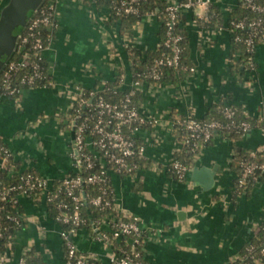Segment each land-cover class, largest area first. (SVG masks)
Instances as JSON below:
<instances>
[{
	"label": "crops",
	"instance_id": "obj_1",
	"mask_svg": "<svg viewBox=\"0 0 264 264\" xmlns=\"http://www.w3.org/2000/svg\"><path fill=\"white\" fill-rule=\"evenodd\" d=\"M214 2L226 17V11L238 5V0ZM105 11L95 0H58V25L44 51L51 85L25 87L18 96L0 99V137L23 168H36L50 181L73 169L72 130L57 117L66 121L79 88L125 75L120 87L125 90L131 80L128 47L155 48L160 41L157 19L144 18L130 34H123L120 22L106 19ZM182 28L195 71L142 92L141 111L159 123L137 135L146 145V167L133 176L112 173L115 205L139 217L147 264H231L264 221V178L247 194L236 196L232 163L239 148L264 150V42L256 48L255 68L234 72L227 29H207L192 13ZM220 102L242 107L253 128L237 138L216 135L195 155L185 179H177L165 168L179 150L172 116L202 118ZM195 167L212 174L209 188L189 177ZM18 199L26 222L13 235L14 250L6 253L9 264H19L31 249L44 264H65L62 225L47 212L44 201L37 204L27 195ZM101 230L112 231L107 225ZM96 232L86 226L71 238L94 264H112L113 248Z\"/></svg>",
	"mask_w": 264,
	"mask_h": 264
},
{
	"label": "built area",
	"instance_id": "obj_2",
	"mask_svg": "<svg viewBox=\"0 0 264 264\" xmlns=\"http://www.w3.org/2000/svg\"><path fill=\"white\" fill-rule=\"evenodd\" d=\"M57 1L58 0H51L47 9L42 10L38 17H36L35 14L28 23L26 28H29L31 31L32 37H35L34 30L40 25L52 23H55V26L58 25L56 13ZM145 1L147 0L114 1L111 7L105 6L106 11L103 13L104 17L108 20H112L111 17L114 15L116 18L112 21L121 22V17L124 14L140 13L141 5ZM242 1L253 11L264 13V0ZM164 2L165 4L163 7H157L149 11L143 16L142 20L152 17L157 19L160 24L163 23L166 26L165 45L170 48L169 54L156 58L153 64L143 73L144 78L135 79L131 73V80L128 82V85H126V93L124 99L121 101H109L105 99L104 96L99 95V89H93L87 92L83 88H79L76 94L77 97L74 98L71 105L70 110L72 113H70L66 119V121L71 122L72 130L70 158L73 162V169L70 172L76 173V175L73 176L68 172L60 178L62 184L55 188L53 187V182L55 180L50 181V179L42 175L34 176L28 174L22 179L23 184L20 185L21 191L19 196L27 195L30 197V192L40 189L42 200L45 203L57 200V208L63 210L55 220L61 225L66 224L70 226L69 230L64 228L61 230V235L63 239L66 240L67 258L65 264H94L91 257L81 252L71 238L80 229L81 224L85 222L82 218L80 208L87 199L94 205L109 207L112 211L108 219L92 223L97 231L98 237L110 245V236L108 232L101 230L102 226L107 225L112 229L111 232L117 239L121 240L126 238V241L131 245L130 249L121 250L122 255H118V253L113 250L112 264H147L144 260L140 259L141 252L137 250V246L142 243V230L140 228L139 217L136 215L130 216L118 211L115 205V196L110 198V194L115 193L114 188L110 192L107 190L106 185L112 184V173L133 176L140 171L138 164L133 161V158L138 155L145 157L146 145L144 142L139 141L137 136L138 132L144 130L148 131L150 125H157L159 122L155 118L146 116L141 111L140 105L134 104L133 98L138 92H144L145 87L163 84L161 79L165 67H178L180 65L183 52L180 42L184 39V36L178 32L177 29L182 25V17L186 16L188 13H192L194 19L198 17L204 22H208L210 18V7L215 4L214 0H164ZM226 13L227 16H229L230 11H226ZM161 14L164 15L163 20H161ZM141 21L137 23V25H139ZM231 24L237 30L249 28V34L244 41L250 51H256L258 46L255 42L256 38L260 37L264 39V19L260 16L251 21L243 18L239 21H232ZM206 28L212 29L210 27ZM220 29L224 28L222 27ZM227 31L229 32L228 29ZM234 37L236 41L242 40L241 36L238 34H235ZM21 38L22 35L19 38L16 49V51L19 52H23L22 45L19 44ZM28 39V37L22 38V43L28 42ZM34 48L39 51V59H43L46 48L41 38H35ZM29 64L30 62L28 60L15 61L10 59V61H8L5 69L0 74L3 79V83H0V91L3 90L5 96H12L17 92H21V88L11 87L10 83L18 67L20 65L25 66ZM32 67L33 73L24 77L22 80L29 85H33L36 78L43 77V73L40 71V64L33 63ZM194 71L195 67L192 66L189 72ZM125 80V75H122L119 80V88L126 82ZM87 94L88 97H86ZM76 102H78V107H75ZM224 114L229 120L225 125L217 120L205 122L187 116L182 121V127L190 132L186 142L189 143L193 141V145H196L197 139L203 138L207 141L213 136V130L220 127H237L243 131V134H246L253 128L251 123L247 120L239 124L236 123L233 119L234 109L231 106L227 105L224 108ZM245 115L246 113L244 112V116ZM57 118L59 123L65 121V118L62 116ZM171 124L174 128L175 123L173 118H171ZM181 134L182 130L177 131V135L181 136ZM184 145L185 142L179 139V150ZM2 152L7 153V155L12 154L9 148L0 146V167L5 161V158L1 156ZM173 157L165 164V168L167 169L170 165L178 179L183 180L191 169L192 164L186 166ZM98 165L100 168L96 170L95 168ZM257 167L256 163H248L243 166L239 179V186L246 183L247 178L253 174ZM83 169L89 171L86 176L83 175ZM84 184L100 185L102 189L101 193L97 196L88 198L82 190V185ZM5 195L4 192H0V196L5 197ZM16 221H19L18 218ZM259 229L260 227L258 231ZM252 249V246L248 247V250L251 251ZM6 253L7 251L0 252V262L4 260L9 261ZM262 253L264 254V247L262 248ZM240 257V254L237 255L231 264L236 262ZM255 262L259 263L257 259H255ZM19 264H26L23 257L20 258Z\"/></svg>",
	"mask_w": 264,
	"mask_h": 264
},
{
	"label": "trees",
	"instance_id": "obj_3",
	"mask_svg": "<svg viewBox=\"0 0 264 264\" xmlns=\"http://www.w3.org/2000/svg\"><path fill=\"white\" fill-rule=\"evenodd\" d=\"M51 0H45L42 4L39 11L36 13V17L41 14V11L47 9L49 7ZM99 5H105L111 7L114 1L118 0H95ZM165 4L164 0H147L142 3L141 11L138 14H124L121 17V32L123 34H130L133 28L139 23L143 16L146 15L149 11L156 9L157 7H163ZM262 17L264 19V13H259L253 11L248 8L246 4L242 0H238V5L230 10L229 16L226 18L223 11L219 6L213 4L210 7V18L208 22H204L202 19L198 18L199 21L203 23L204 26L210 27L212 29H220L227 28L229 30L230 38H231V50H230V67L234 72H244L247 69L252 70L255 68L256 63L254 60L255 50L250 51L247 48V45L244 39L249 34V28H245L242 30H237L232 26V21H239L243 18H246L248 21L254 20L258 17ZM112 20L116 17L112 15ZM164 19V15L161 14V20ZM182 20H185V16L182 17ZM183 23V22H182ZM55 23L48 25H40L37 27L35 32V37H32L31 31L29 28L24 29L22 33V38L28 37V42L22 43V38L20 39V45H22L23 52L16 51L11 60L21 61L28 60L30 62L29 65L22 66L20 65L18 69L14 72L13 78L11 80V87L25 88V87H36V86H49L51 85V79L47 72V62L45 58L39 59L38 50L34 48L35 38L39 37L42 39L44 47L47 48L56 32ZM180 32L184 39L180 42V45L183 48L181 63L178 67H165L163 69L164 74L161 79L163 83H168L169 81H179L183 79L186 74L189 73V69L193 66V62L190 57V48H189V39L187 36V32L180 25L177 29ZM165 33L166 26L162 23L160 25V41L159 44L155 48L142 49L137 46L128 47V58L130 60V71L133 74V78L142 79L143 73L148 69L150 65L153 64L154 60L158 57L169 54L170 48L165 45ZM235 34L241 36V41L235 40ZM264 39L257 37L255 42L256 45L262 43ZM239 54V55H237ZM33 63L40 64V71L43 73L42 78H36L33 85H29L26 82H23V78L33 73ZM121 75L117 77L113 81H107L104 85L96 84L93 88L86 89L87 92H90L93 89H99V95L105 97V99L109 101H121L124 99L125 90L119 88V80ZM0 83H3L2 75L0 76ZM20 92L15 93L12 96H18ZM141 92H138L134 99V104L140 105V99L142 98ZM4 95V91H0V99ZM88 97V94L86 95ZM231 106L234 109L233 119L236 123H241L242 121H249L252 126H254V122L250 120V118L244 116V112L242 107L234 104H225L224 102L214 103L212 104L206 114L202 118H195L198 121L212 122L217 120L221 122L223 125L228 123V119L224 114V108L226 106ZM78 102L75 103V107H78ZM83 110V108H82ZM174 120V130L175 132L182 130L181 136L179 139L185 142V145L174 155V159L180 161L182 164L186 166H190L195 155L206 145L210 144L213 138L216 135L222 136H230L233 138H237L243 134V131L237 127L233 128H216L213 130V136L205 141L203 138L197 139L196 145H193V141L189 143L186 140L189 138V130L182 127V121L186 118V116H172ZM62 126L64 128L71 129V122L63 121ZM184 135V136H182ZM0 146L8 148L2 138L0 137ZM238 155L233 160V168L237 172V177L235 179L234 185V193L235 195H243L247 194L251 188L261 179L264 178V150H254L251 151L246 148H239ZM1 156L5 158L3 165L0 167V192L5 193V197L0 196V252H13L14 246L12 245L13 235L15 231L21 227L26 222L25 212L22 204L19 202V194H20V185L23 184V178L28 174H32L34 176L41 175L36 168H23L22 163L17 162L14 159L13 154L7 155V153L2 152ZM133 161L138 164L139 169H143L146 167L145 157L138 155L133 158ZM248 163H256L257 168L254 170L253 174H251L246 183L242 186H239V179L241 177V173L243 170V166ZM98 165L95 169H99ZM94 169V170H95ZM167 171L174 175L177 179L176 173L173 171L171 166L169 165ZM89 171L83 169V175H87ZM73 176L76 173L70 172ZM124 176V174L122 175ZM185 179V178H184ZM183 179V180H184ZM62 182L60 179H57L53 182V187H58ZM101 186L98 184H84L82 185V190L86 196L94 197L101 193ZM107 190L111 192L113 189L112 184L106 185ZM83 195V193H82ZM115 193L110 194V198H113ZM30 197L34 199L37 204H41L42 195L41 190L38 189L34 192H30ZM47 212L53 217L56 218L59 213L63 212L57 208V200L46 202ZM82 218L85 220L84 223L81 224L82 227H92L93 222L95 221H103L110 217L111 209L109 207H102L92 204L89 199L81 206L80 208ZM68 213V211H67ZM18 218L19 221H16ZM62 227L66 230L70 229L69 225H62ZM110 236L109 244L112 246L113 250L121 254L122 249H130L131 245L126 241V238L121 240L117 239L112 232L108 233ZM143 241V237H141ZM64 239V247L65 246ZM252 246L253 249L250 251L248 247ZM264 247V221L260 225V229L257 234L251 238V240L240 250V258L236 260L233 264H264V254L262 253V248ZM137 250L141 252V260L143 259V243L137 246ZM26 262V264H44L40 258V256L35 254L34 250L27 251L22 256ZM255 259L259 261V263L255 262ZM145 261V260H144ZM0 264H9V261H2Z\"/></svg>",
	"mask_w": 264,
	"mask_h": 264
},
{
	"label": "water",
	"instance_id": "obj_4",
	"mask_svg": "<svg viewBox=\"0 0 264 264\" xmlns=\"http://www.w3.org/2000/svg\"><path fill=\"white\" fill-rule=\"evenodd\" d=\"M45 0H7L0 8V74L12 58L20 36ZM189 177L206 188L212 185V174L193 168Z\"/></svg>",
	"mask_w": 264,
	"mask_h": 264
},
{
	"label": "rangeland",
	"instance_id": "obj_5",
	"mask_svg": "<svg viewBox=\"0 0 264 264\" xmlns=\"http://www.w3.org/2000/svg\"><path fill=\"white\" fill-rule=\"evenodd\" d=\"M1 1V0H0ZM7 0H3L0 2V8L2 7V5L6 2Z\"/></svg>",
	"mask_w": 264,
	"mask_h": 264
}]
</instances>
